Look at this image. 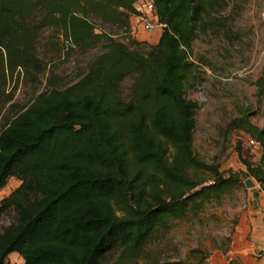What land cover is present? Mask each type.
Wrapping results in <instances>:
<instances>
[{
    "label": "trees",
    "instance_id": "obj_1",
    "mask_svg": "<svg viewBox=\"0 0 264 264\" xmlns=\"http://www.w3.org/2000/svg\"><path fill=\"white\" fill-rule=\"evenodd\" d=\"M151 1L162 33L141 50L132 36L137 0H0V113L11 83L46 68L45 31L52 49L67 42L89 51L105 39L80 80L37 94L0 126V191L19 182L0 202V216L15 212L0 230V264L12 253L23 264H166L148 249L162 231L243 186L244 173L264 184V128L247 114L231 125L260 141L257 165L243 159L247 171L222 170L193 149L199 104L185 82L197 68V31L213 24L221 0ZM256 84L264 100V72ZM210 255L196 248L188 261Z\"/></svg>",
    "mask_w": 264,
    "mask_h": 264
},
{
    "label": "rangeland",
    "instance_id": "obj_2",
    "mask_svg": "<svg viewBox=\"0 0 264 264\" xmlns=\"http://www.w3.org/2000/svg\"><path fill=\"white\" fill-rule=\"evenodd\" d=\"M142 3L143 0H137L136 6L143 9ZM208 20L213 24L200 26L193 42L191 59L197 65L195 74L185 82V95L199 104L193 149L202 160L219 163L222 170L245 172L243 159L257 165L260 147L251 145L250 140L256 139L253 135L234 129L231 123L247 114L254 125L264 128V100L258 95L256 84L264 72V0H221ZM131 22L132 36L140 43L141 50L158 42L162 24L158 23L148 32L137 16ZM107 29L111 37L123 40L122 32ZM47 35L45 31L40 45L46 68L41 73L25 76L18 85L11 83L8 92L12 98L0 113V126L29 105L37 94L75 84L105 47L104 39L100 46L89 51L71 48L67 42L52 49ZM134 80V76H128L120 83L122 99L130 98ZM242 178L251 179L253 187L258 183L245 173ZM18 185L17 180L11 179L0 191V202ZM260 186L264 189V184ZM253 187L245 182L209 204L198 217L177 221L170 230L162 231L151 241L150 253L166 264H191L188 256L192 250L202 248L211 253L206 264H232V261L247 264L236 256L241 246L237 237L248 229L245 223L253 209ZM14 221V211L4 213L0 216V230ZM260 249L258 245L249 254L255 264H264V252L260 254ZM23 262L24 259H19L20 264Z\"/></svg>",
    "mask_w": 264,
    "mask_h": 264
},
{
    "label": "crops",
    "instance_id": "obj_3",
    "mask_svg": "<svg viewBox=\"0 0 264 264\" xmlns=\"http://www.w3.org/2000/svg\"><path fill=\"white\" fill-rule=\"evenodd\" d=\"M159 40V39H158ZM261 183H257L254 190L253 209L249 212V217L245 226L247 231H242L241 235H238L237 240L240 241V250L236 252L237 258L246 260L247 264H255L249 254L254 252L256 246L260 245V254L264 252V189L260 186ZM261 190L257 195L256 192ZM249 235H251L249 237ZM248 237V240L246 239Z\"/></svg>",
    "mask_w": 264,
    "mask_h": 264
},
{
    "label": "built area",
    "instance_id": "obj_4",
    "mask_svg": "<svg viewBox=\"0 0 264 264\" xmlns=\"http://www.w3.org/2000/svg\"><path fill=\"white\" fill-rule=\"evenodd\" d=\"M142 5L143 9L138 7L141 11V14L138 16V18L143 22L144 28L148 32H152L158 25V17L155 12L154 4L151 0H143ZM250 143L253 146L260 147V141L257 139H251ZM19 259H23L19 253H12L8 257V262L10 264H20Z\"/></svg>",
    "mask_w": 264,
    "mask_h": 264
},
{
    "label": "water",
    "instance_id": "obj_5",
    "mask_svg": "<svg viewBox=\"0 0 264 264\" xmlns=\"http://www.w3.org/2000/svg\"><path fill=\"white\" fill-rule=\"evenodd\" d=\"M246 184H247L248 186H252V185H253V181H252L251 179H248V180L246 181Z\"/></svg>",
    "mask_w": 264,
    "mask_h": 264
}]
</instances>
